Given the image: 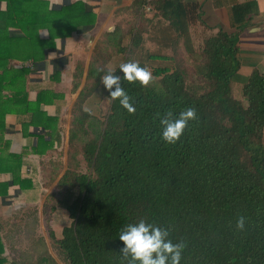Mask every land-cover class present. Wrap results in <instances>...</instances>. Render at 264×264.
Returning a JSON list of instances; mask_svg holds the SVG:
<instances>
[{
  "label": "trees",
  "instance_id": "16d2710c",
  "mask_svg": "<svg viewBox=\"0 0 264 264\" xmlns=\"http://www.w3.org/2000/svg\"><path fill=\"white\" fill-rule=\"evenodd\" d=\"M9 4L0 12V175L10 178L0 180V197H9L12 188L37 189L26 174V153L12 151L5 138L7 114L31 112L23 129L37 138L28 150L51 165L45 186L52 189L43 212L64 264H127L119 233L140 219L169 229L173 242L185 243L180 264H264V73L257 68L247 76L239 72V31L247 27L249 4L234 6L231 24L237 32L230 33L210 31L198 1L137 0L134 20L119 22L94 46L71 108L66 160L54 155L65 143L59 117L41 110V104L63 94L43 89L30 101V69L14 61L37 65L56 38L93 27L94 14L80 2L60 10L48 9L46 1L29 9L20 0ZM156 17L164 21L154 22ZM41 28L48 30L47 39L40 37ZM116 57L114 69L135 106L131 113L100 80ZM130 60L152 71L147 86L123 78L119 64ZM83 75L79 66L74 91ZM5 88L11 91L3 94ZM105 96L110 108L103 115ZM188 106L196 109L197 119L177 143L166 144L160 139V116ZM31 125L37 130L29 131ZM63 210L70 220L58 235L51 220ZM241 215L246 218L242 230L236 228ZM7 227L0 216V264H59L47 245L32 260L10 257Z\"/></svg>",
  "mask_w": 264,
  "mask_h": 264
},
{
  "label": "crops",
  "instance_id": "0c3cea01",
  "mask_svg": "<svg viewBox=\"0 0 264 264\" xmlns=\"http://www.w3.org/2000/svg\"><path fill=\"white\" fill-rule=\"evenodd\" d=\"M42 1H46L48 9L60 10L64 7L70 6L73 3L80 2L81 7L89 10L94 14V25L90 29L79 27L73 31L70 36L56 38L54 47H49L45 50V56L37 65L33 64L31 60L27 61H14L18 66L25 65L29 67L30 71L27 77V90L30 101L37 99L38 92L43 89H54L56 92L63 94L62 99H56L54 103L41 104V110L46 112L49 116L59 117V127L62 123H67V138L70 128L71 108L77 98L82 85L84 84L85 77L88 71L89 62L93 53L94 46L99 38L103 37L104 33L108 31L110 25H117L119 22H129L134 20L137 7H134L137 0H20V3L26 8L31 6L41 5ZM199 2L202 20L205 22L210 31L217 32L223 29L227 32H237L236 28L232 26L233 22V8L235 5L249 4L251 12L247 15V27L239 31V47L242 65L239 72L242 75H249L253 69H259L264 73V0H195ZM10 0H0V12L9 10ZM45 7V6H44ZM146 9V8H145ZM147 16H152L153 10H146ZM160 17L154 18V22H159ZM164 20H161L163 22ZM3 19L0 18V23ZM15 34L21 33L14 27H10ZM40 37L47 39L49 32L45 28L39 31ZM84 69V75L80 87L74 91L72 83L74 73L78 67ZM58 72V74H55ZM66 76L70 78V94L67 90L59 88L64 87L67 82ZM23 81H19L22 84ZM9 85V83H5ZM13 86V84H12ZM10 88L3 89V94L10 92ZM31 119V112L18 115L15 113H8L6 122L8 130L5 138L11 141V150L14 152L28 151V146L31 142L36 144L37 138L26 135L24 133L23 123ZM63 128V127H62ZM36 127L32 125L29 131H36ZM64 130V129H63ZM63 135V132H62ZM67 147V145H66ZM24 159L30 161V164H37V160L42 157L34 154L29 150ZM30 168V167H29ZM25 171H23V175ZM10 175L3 173L0 175V180H7ZM36 184V183H35ZM17 191L16 188L11 189V193ZM10 193V195H11ZM34 193V190L28 192H18V197ZM9 198L0 197V216L5 209H8L7 202ZM5 208V209H4ZM3 210V211H2Z\"/></svg>",
  "mask_w": 264,
  "mask_h": 264
},
{
  "label": "clouds",
  "instance_id": "9594fccd",
  "mask_svg": "<svg viewBox=\"0 0 264 264\" xmlns=\"http://www.w3.org/2000/svg\"><path fill=\"white\" fill-rule=\"evenodd\" d=\"M114 30L115 25L108 27V31ZM119 71L125 80L138 81L141 86H147L153 79L152 71L135 60L119 64ZM100 80L112 99L118 98L119 104L128 112L135 111L129 93L121 86V76L116 74V69L108 68ZM84 110L88 111L87 108ZM195 119H197L196 109L191 106L185 107L178 114L167 111L159 118L160 139L166 144L177 143L189 122ZM245 220L243 215L239 216L236 220V228L244 229ZM119 239L123 242L120 252L127 260V264H180L186 246L182 241L173 242L169 238V229L145 219L124 225L119 233Z\"/></svg>",
  "mask_w": 264,
  "mask_h": 264
},
{
  "label": "rangeland",
  "instance_id": "374dc122",
  "mask_svg": "<svg viewBox=\"0 0 264 264\" xmlns=\"http://www.w3.org/2000/svg\"><path fill=\"white\" fill-rule=\"evenodd\" d=\"M150 46L154 44L149 43ZM154 48V47H153ZM120 59L116 57L115 64L111 65V68H114L119 63ZM67 79L64 87L58 86L59 88H64L67 90V94H70V78L66 76ZM103 93L105 91L103 90ZM240 91L237 89L235 91L236 95H239ZM71 97V94H70ZM110 108V99L105 96L101 98L100 109L103 115H105ZM67 123H62V132H63V146H58L55 151V158H63L66 160V145L68 143L67 138ZM64 129V130H63ZM69 135V134H68ZM29 150L26 153L29 154ZM63 153V154H62ZM62 154V156H61ZM27 157V156H26ZM27 159H29L27 157ZM48 160V158H47ZM47 160H37V164H30V168L26 172L27 175L32 176L37 189L34 193H28L26 195H20L18 197L17 191H13L8 197L9 201L7 202L8 209L2 212L4 217L8 222V234L6 235V243L8 246V254L10 257H16L23 259H35L39 257L40 254L45 252V246L48 248L51 255L56 258L59 264H64L60 258L58 252L53 248L52 243L49 237V229L46 225L45 214L43 212V205L47 194L51 191L52 186H45L46 180L48 181L47 175L51 165H49ZM32 170V171H31ZM69 216L65 211L56 212L52 215V227L58 235L61 234L62 229L65 224L69 223Z\"/></svg>",
  "mask_w": 264,
  "mask_h": 264
},
{
  "label": "built area",
  "instance_id": "2783aa9c",
  "mask_svg": "<svg viewBox=\"0 0 264 264\" xmlns=\"http://www.w3.org/2000/svg\"><path fill=\"white\" fill-rule=\"evenodd\" d=\"M146 10H148V11L151 10V7L150 6H147L146 7Z\"/></svg>",
  "mask_w": 264,
  "mask_h": 264
}]
</instances>
